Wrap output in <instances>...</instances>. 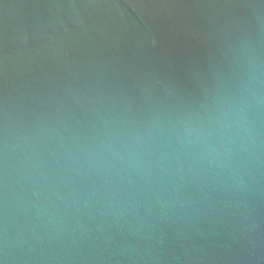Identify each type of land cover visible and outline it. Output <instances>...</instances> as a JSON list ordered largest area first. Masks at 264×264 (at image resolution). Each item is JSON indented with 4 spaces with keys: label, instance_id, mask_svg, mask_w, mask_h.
Here are the masks:
<instances>
[{
    "label": "water",
    "instance_id": "95a60500",
    "mask_svg": "<svg viewBox=\"0 0 264 264\" xmlns=\"http://www.w3.org/2000/svg\"><path fill=\"white\" fill-rule=\"evenodd\" d=\"M0 264H264V0H0Z\"/></svg>",
    "mask_w": 264,
    "mask_h": 264
}]
</instances>
